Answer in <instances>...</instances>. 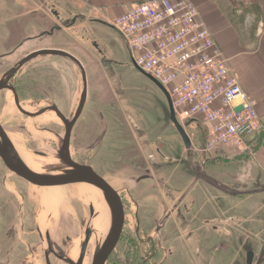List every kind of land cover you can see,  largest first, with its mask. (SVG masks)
<instances>
[{
	"label": "rangeland",
	"instance_id": "rangeland-1",
	"mask_svg": "<svg viewBox=\"0 0 264 264\" xmlns=\"http://www.w3.org/2000/svg\"><path fill=\"white\" fill-rule=\"evenodd\" d=\"M54 19L55 16H53V20ZM79 20L80 26L76 24V26L74 25L68 28L65 24L59 23L55 19L53 23H59L64 28L62 34H55L44 40H32L22 46L19 52L22 56L27 52L42 49L44 47L61 48L76 54L85 66L89 81V95L85 106V114L93 115L94 107L102 109L101 111L107 116L111 127L115 128V133L109 134V137L105 139L104 146L101 147L99 152L97 151L94 161V170L99 175L107 170H114L116 167V160H119L118 158L120 155H118L117 152V148L119 147L116 148L113 145L115 143H120V138L117 133V127L120 126V123L118 124L116 121L114 122V120L121 121L123 120V116H125L137 121L140 126L149 132L151 139L155 138L157 140V136H160L166 144L164 152L167 154L168 160H162V162L166 164L169 163V167H165L166 177H169V187L167 184L165 190L172 193L171 196L178 199L179 202H187L188 196H192L193 194H195V198L197 199V204L193 203L192 205L191 203L190 205H186V208L185 205L182 207L181 211L183 214L182 216L180 214L178 219H182L183 215L185 217L179 222V224H181L180 226H178L174 215L171 220H169L162 233H160L161 239L159 242L164 246L167 252H172L173 250L174 254L172 258L171 256L173 254H169V259H171L170 261L167 260V262H164V264H243V260L246 264L245 257L247 256V249H243V251L240 250V245L242 243L250 245L254 242L255 246H257V243L259 241L262 243L264 239L263 236L256 235V233L255 235L248 236V238H241V236L239 238L237 234L233 236L228 235V233H226L228 227L225 226L222 220V218L224 219V214H215V209L212 207L209 200V188L207 184L208 162H203L205 159L208 161V153L202 154L201 152L202 147H204L207 142L206 133L202 129H199L200 127L196 124L195 127L192 125L189 126L185 119L180 118L182 124L186 126V130L192 140L191 150L196 152L195 162L197 165L195 166L191 162L193 160L187 157L186 153L188 150L179 132L173 125V122L169 119V108L165 94L155 82L133 63L131 51L119 32L104 21H92L90 25H88L89 22L86 24V22L84 23V21H81L82 19ZM79 32L90 34L89 37L91 40L96 38L101 41L104 46L102 47L104 52L106 51L109 65L102 71L106 73L114 89H116L117 92H121V95L119 97L116 96L115 100L110 99V104H112L110 107H100L101 102L97 99H99L100 96L101 99H105V94L103 92L102 95H99V90L97 91L96 88L95 91L94 89L95 84L98 83V79H93V77H95L94 70L104 67L98 60L100 56L96 50L93 49L91 41L82 42L81 39L76 37V33ZM1 44L2 42L0 41V47ZM80 47L83 48L82 52L78 51ZM85 48L90 51L84 52ZM96 60L99 61L100 65L97 64ZM21 71L23 74L25 73V75H27V72L32 74L30 81L33 83L28 86L30 90L24 87L23 94L25 95L22 97V99L25 100L24 105L29 107V110L35 111L49 102V100H47V94H49L47 91V88H49L48 85H52V89L57 91L59 95H67V100H70L64 105L66 108L64 109L67 113H70L71 109L77 107L84 88V82L81 69L70 59L61 56L41 55L26 64ZM34 90H36L35 93H33ZM95 92L96 96L94 94ZM40 103H42L41 106H38ZM0 121L13 140L15 141L14 137L18 138L20 144L32 155V158L37 163L46 162V159L36 155V152L37 149L40 148L39 145L43 146L44 140H48V136L56 140L58 145H62L61 136L64 134V127L55 113L49 112L48 115L44 113L41 117L30 118L18 110L12 93L8 91H0ZM128 127L129 126H127V128ZM46 130H50L54 132V134H49ZM129 131L130 133L128 136L130 137L132 136V131L130 129ZM29 132L30 135L28 136ZM33 133H35L37 137L32 139L31 136H33ZM171 160L174 162H171ZM60 162L59 160L58 163L60 164ZM176 163H180L178 168H176ZM199 164H202V166ZM189 165L194 168L193 172L187 169ZM0 168L4 169L6 173L8 172V176H13L12 180L14 183L18 184L24 189V192H28L29 195L32 196V201L27 199L23 210L25 196L23 193H20V204L22 206H19V211L22 212L19 214V217L22 218L24 215L26 216L25 213L28 214L27 217L23 219L27 218L26 220L30 221L29 226L31 230L33 229L34 235L31 236L29 241H25L26 235L21 232L20 235H18L19 232H16L14 234L16 238L15 241L19 239L22 243L14 241L11 248L14 249V245L18 244L27 249L25 244L28 242L30 245H33L32 248L34 251L41 254L39 257L40 262H44L45 254L43 255L42 251L47 252L48 249H50V251L59 250V248H62V245L66 244V235L84 241L87 237L85 229L91 228L93 234L90 237L91 240L86 255L87 264H91L97 250L102 246L113 224V209L111 204L106 200L104 192L95 186L72 184L68 186L76 187L77 185H81L80 187L84 188L85 191H83L82 194L77 193L71 196L67 194V197L63 198L56 194L57 188L50 190L37 188L27 184L13 173H10L1 157ZM42 170L44 171L42 173H46L45 169L42 168ZM183 186L186 190L180 192V194L173 192L176 188ZM157 187H160L159 183H157ZM90 190H94L96 193ZM160 198L162 199L161 202L160 199L157 200L159 203L171 200V198L168 197L165 198L166 200L161 196ZM101 201L106 204L105 214H103L102 209L98 207ZM91 205H94L96 212L100 213L89 214ZM20 207L22 208L21 210ZM102 208L104 209L103 205ZM15 209L17 210V207H15ZM189 209L190 212L188 211ZM2 211H4V208ZM9 211H11V208H9ZM134 211L135 207L132 206L126 220L125 231L123 230L121 235V241L117 244L115 252L108 259L106 264H151L152 262V264H157L155 262L157 261L156 257L153 258L151 263L144 260L145 254H147L151 248L153 249V247L151 243L143 241L136 235L138 223ZM33 214H36L37 218H32L31 216ZM139 215L143 222L146 220L149 224H153L154 219L156 221L163 217L164 214H149L150 216L148 219L145 218L146 214H143V212ZM187 216H189L188 219ZM18 220L19 219H16V222H18ZM187 224H190V227H188ZM239 225L243 229L242 224ZM187 228L191 229L187 230ZM15 230L17 231L16 228ZM2 231L3 230L0 229V249L2 248L1 245L10 244L12 240L11 236L6 235V237H3L1 234ZM13 231V228L9 229L11 235ZM48 231L51 232V236L48 235ZM262 244L259 245L260 247L255 256V264H264V245ZM8 254H4L0 250V260L2 256L6 258V260H10L11 256ZM127 257L128 260H126ZM131 258L133 260H131ZM31 259H34L33 255Z\"/></svg>",
	"mask_w": 264,
	"mask_h": 264
},
{
	"label": "crops",
	"instance_id": "crops-1",
	"mask_svg": "<svg viewBox=\"0 0 264 264\" xmlns=\"http://www.w3.org/2000/svg\"><path fill=\"white\" fill-rule=\"evenodd\" d=\"M18 1L19 2L14 0H0V17L2 18L0 24V40L3 42L4 48H6V46L8 47V44L11 45L19 39L22 40L26 38L25 35L31 34L32 36H38L46 32L43 22L40 20L43 19L41 13L43 12L44 15L45 11L42 2L48 4V10L52 7L59 10L61 16L66 20H70L75 16H83L85 19L84 23L86 22L87 24V22H89L88 25H90L92 21L106 22V20L113 18L117 14L128 10L134 4L146 0ZM192 1L199 8L202 19L211 29L217 42L229 58L232 68L238 76L242 86L248 93L256 98L257 110L264 124V0ZM53 16L52 14L47 15L49 23H51L52 26L55 20H53ZM79 18L82 19V17ZM79 21L80 20H77L76 24H79ZM80 25L81 24H79V26ZM10 31L14 32V34H10ZM63 31L64 30H62L60 34H62ZM55 34L56 33L47 34L46 37H42L43 39L40 40H44ZM89 35L82 32L76 33V37L81 39L82 42H90L91 38ZM94 40L98 41L100 47L103 49L104 46L102 42L96 38H94ZM82 49L83 48L80 47L78 51L82 52ZM86 51L90 50L85 48L84 52ZM96 61L97 64L100 65L99 61ZM102 70L103 69L99 70L98 74L94 71L95 77H93V79H98V83L95 84L94 89L95 91L96 88L97 91L99 90V95H102L103 91L107 89L111 97L109 96V100L101 99V96L97 99L101 102V108L105 106L110 107V105H112L110 104V99L115 100L116 97L114 87L111 85L106 73ZM94 94L96 96V92ZM167 105L169 108L168 101ZM101 110L102 109L94 107L95 115H92L91 127L90 125H86V123L89 124L91 121H89V115H86V111L84 110L85 126L88 127V131L91 130L95 133H93V139L90 143V147H93V152H99L101 147L104 146L105 139L109 137V134L115 133V128L111 127L107 116L104 115ZM169 119H171L170 109ZM115 121L118 124L120 123V126L117 127L120 143H115L113 145L116 148L119 147L117 148L118 155H120L118 158L119 160H116L115 173L104 172L101 173V175H103L105 179L106 177L109 179L116 178L119 182V188L128 185L126 190H128L131 196L133 194L135 200L140 203V214L141 212H143V214H148L155 209L160 213L165 211L176 199L170 195L172 193L165 190L169 182V177H166V168L169 167V163L166 164L162 162V160H168V156L164 152L166 144L163 138L157 136V140L155 138L151 139L149 132L131 118L123 116V120H114V122ZM187 122L189 126L192 125L195 127L196 124L200 127L199 129H202L206 133L207 138H209L210 128L201 120H189ZM127 126L130 128H127ZM129 129L132 131V136L130 137L128 136L130 133ZM179 141L181 143L180 138ZM256 142L257 146L253 154L230 146H222L215 150L208 151L207 184L209 188V200L212 207L215 209V214H224V219L222 218V220L225 226L228 227L226 233L230 236L237 234L239 238L240 236L241 238H248V236L255 235L256 233V235L263 236L264 239V131L256 136ZM151 155H154L159 161L157 169H152L150 166L149 160L151 159ZM128 156L130 158H128ZM139 157L141 159H139ZM176 164V168H178L180 163ZM187 169L191 172L194 171L191 165L187 166ZM3 170L4 169L0 168V229L3 230L1 233L3 237H6V235L11 236L13 241L11 240L10 244L1 245L2 248L0 250L4 254L9 253L8 255L11 257L10 260H6V258L2 256L0 264H45L44 262H40L39 253L35 254L37 258L31 259L32 254H34L33 245H30L28 242L25 244L27 249L18 244L14 245V249L11 248L16 239L14 237L16 232H19L18 235H20V232L26 235L25 241H29L31 236L34 235V232L29 226L30 221H27V218L23 219L27 217L28 214L20 218L19 214L21 212L15 209L20 203V193H23L22 191L24 189L18 184H15L12 180L13 176H8V172L6 173L5 170ZM142 172H150V174L146 175L148 178L142 179V177L145 176L141 174ZM123 178L127 180L126 183L121 181ZM157 183L160 184V187H157ZM112 185L117 188L114 184ZM66 186L44 187L41 189L50 190L53 188H64ZM184 190H186V188L183 186L176 188L173 192L180 194V192ZM160 196L164 198V200H166L165 198L167 197L171 198L172 202H170L171 200L166 201L161 205L157 201ZM191 203L192 205L193 203L197 204L195 194L188 196L187 202L184 201L183 204L181 203L180 207L182 209L184 205H190ZM3 208L4 211H2ZM9 208H11V211H9ZM34 215L36 214H33L31 217L33 218ZM16 219H19L18 222H16ZM144 223L149 224L146 220H144ZM239 224H242L244 230ZM10 228L14 229L12 235L9 232ZM15 242L22 243L19 239ZM262 243L259 241L257 246H255L254 242H252L250 247L247 248L245 243L240 245V250L243 251V249H247V256L245 257L246 264H255L254 260L260 247L259 245H264V240ZM54 264L62 263L56 262ZM243 264H245L244 260Z\"/></svg>",
	"mask_w": 264,
	"mask_h": 264
},
{
	"label": "built area",
	"instance_id": "built-area-1",
	"mask_svg": "<svg viewBox=\"0 0 264 264\" xmlns=\"http://www.w3.org/2000/svg\"><path fill=\"white\" fill-rule=\"evenodd\" d=\"M106 22L126 42L133 63L168 91L179 121L209 126L202 153L222 146L255 153L264 131L257 100L192 0L138 2Z\"/></svg>",
	"mask_w": 264,
	"mask_h": 264
},
{
	"label": "flooded vegetation",
	"instance_id": "flooded-vegetation-1",
	"mask_svg": "<svg viewBox=\"0 0 264 264\" xmlns=\"http://www.w3.org/2000/svg\"><path fill=\"white\" fill-rule=\"evenodd\" d=\"M14 1L19 2L18 0H14ZM42 5H43L45 11H44V15H43V12L41 13L42 14L41 17L43 19H40V20L43 22V26L45 27V30L47 32V30H50V28H52V24L49 23V18L47 17V15L48 14L51 15L52 13H51V10H48L49 9L48 4H46L45 2H42ZM79 19H81V18H77V20H79ZM71 20L72 19L67 20V22H64L62 24L67 25V23H70ZM77 20H76V22H77ZM82 20L84 21L85 19L82 18ZM1 21H2V18L0 17V24H1ZM76 22H75V24H76ZM73 26H71V27H73ZM10 34L13 35L14 32L10 31ZM41 34L38 36H32L31 34L25 35L26 38H24L22 40L19 39L18 41L13 42L11 45L8 44V47L6 46V48H4L3 42L0 40L2 42L1 47H0V91L11 92L13 97H14L15 104H16L18 110L30 118H38V117H41L44 113H46L48 115L49 112H53V113H55L57 118H59L61 120L63 127H64V134L61 136L62 145H58L56 140L50 138L51 136H48V140H46V141L44 140V145L43 146L39 145L40 148L37 149L36 155L46 159V162L39 163L43 169L49 170V169H53V168H59L61 165L66 166L65 162L61 161L59 164L58 161H59L60 151H61V149L64 148V145L66 143L67 138L69 139V141L66 144L68 146L69 155L72 158V160L78 164L88 165L94 169V166H95L94 161L96 159L97 151L93 152V147L92 146L90 147V143L93 139L92 135L94 132H92L91 130L88 131L87 130L88 127H86L85 123H84V116H85L84 110H85V106H86L88 95H89L88 77H87V81H88L87 82L88 83L87 98H86V102L84 103L81 110H80V107L82 104L81 100H82L84 88H83V91L81 93L77 107H75L74 109H71L70 113H67L64 105L66 103H68L70 100L69 99L67 100V98H66L67 95H59L57 93V91H54L52 89V85H48L49 88H47V91L49 92V94H47L48 95L47 100H49V102H47V104L45 106H41L42 103H40L38 105V106H41L40 108L36 109L35 111H31V110H28L26 108V106L24 105L25 100L22 99L23 95H25V94H23L24 87L26 89H28V86L32 85L33 82L30 81L32 74L30 72H27V75H25V73L23 74L21 70L26 64L30 63L36 57L30 58L35 50L27 52L26 54H24L22 56H21L19 51H20V48L22 46H24L26 43H28L32 40H36V39H43L44 37L47 36V34H43V35H41ZM91 44H92L93 49L96 50V52L99 54L100 58L98 60L100 61V64H102L104 66L102 68V69H104L107 65H109V60L106 57V52H104V50L100 47L98 41L92 39ZM44 48H46V47H44ZM59 49H61V48H59ZM70 53L73 54L74 56H76V54H74L72 52H70ZM47 55H50V54H47ZM47 55H43V56H47ZM53 56H60V55H53ZM61 57H64V56H61ZM76 57L79 59L78 56H76ZM65 58H67V57H65ZM67 59H69V58H67ZM72 62H74V61H72ZM85 70H86V68H85ZM99 70H101V69H95L94 71L98 74ZM81 73H82V70H81ZM86 75H87V72H86ZM82 76H83V73H82ZM82 78H83V82H84V76ZM26 84H28V85H26ZM28 90H30V88ZM114 91H115V95L117 97H119L121 95V92H117L116 89H114ZM35 92H36V90L33 91V93H35ZM103 92L105 94V99L109 100L110 95L108 94V90L105 89ZM33 93H31V94H33ZM26 99H28V98H26ZM35 105H36V103H35ZM93 116L89 115V121L92 120ZM86 125H90V127H91L92 121L89 124L86 123ZM46 131L49 134H54V132H52L50 130H46ZM39 132L42 134V132L40 130H39ZM29 135H30V132L28 133V136ZM31 137L33 139V138H36L37 136L35 133H33V136H31ZM187 150H188L186 153L187 157H189V159H192L193 161H191V162L196 166L197 165L195 162L196 152H194L193 150L188 149V148H187ZM204 154H207V153H204ZM51 158H54L55 161L49 162ZM128 158H130V157L128 156ZM150 158L151 159L149 160V163H150L151 168L157 169V167L159 166L158 159L154 155H151ZM139 159H141V158L139 157ZM171 162H174V161L171 160ZM203 162L207 163L208 161H207V159H205V161H203ZM202 164H199V165L202 166ZM106 172L115 173V169L114 170H107ZM141 174L145 175L142 177V179H146V178H148V177H146V175L150 174V172H147V173L142 172ZM114 175H116V174H114ZM106 179L110 182L111 185L114 184L118 188L117 189L112 185L119 192V195L122 197V201H123V205H124V213L126 214V220H127V217L129 216L128 214H130V212H129L130 208H132V206L135 207L134 214H136V220L138 223L136 235L138 237H140L143 241H146L147 243H151L152 247H153V249L151 248L150 251L147 254H145L144 260L146 262L151 263L153 258L156 257L157 261H155V262L157 264H164V262H167V260L170 261V259L174 256L173 250H172V252L171 251L167 252L165 250L164 246L161 245V243L159 242V240L161 239L160 233H162L164 228L167 226L169 220H171L172 216H174V215H175V218L177 220L178 226L181 225V224H179V222H181L185 216L183 215L182 219H178V216L180 214L182 216V214H183V212L181 211L180 205H181V203L183 204L184 201L179 202L178 199H176L175 202L170 201V202H172L170 204V206H168L166 211H163L161 213L158 212L156 209L154 211L153 210L150 211L148 214L145 215V217L147 219L150 216L149 214H164V215H163V217L159 218L156 221L154 219L153 224H145L139 215L140 214V212H139V204H140L139 201L135 200V198L133 197V194L131 196L128 193V190H126L127 189L126 187L128 185L123 187V188H119L118 187L119 182L116 178L109 179L106 177ZM121 181L123 183H126L127 180L125 178H123V180H121ZM22 192L25 196V199H24L25 203H24V207H23V210H24L27 199H29V200H32V199H31V196L29 195L28 192H24V191H22ZM159 199L161 202L162 199L160 197H159ZM106 200L110 204L107 197H106ZM160 204L163 205V203H160ZM20 205L21 204L19 203V205L17 207L18 211H19ZM185 208H186V205H185ZM21 209L22 208L20 207V210ZM20 212H22V211H20ZM99 213L96 212L94 205L90 206L89 214L92 215V214H99ZM25 214H27V213H25ZM34 217L37 218L36 215H34ZM188 218H189V216H187V219ZM126 220H125V225H124V229H123L124 231H125V226H126ZM187 225H188V227H190V224H187ZM189 229H191V228H187V230H189ZM39 234H40V232H39ZM85 234L87 237L84 239V241H81L79 238L74 239V238H71L70 236L66 235L65 236L66 244L62 245V248H59V250L57 249L56 251L55 250L50 251V249H48L47 252L42 251L43 255L45 254L44 263L45 264H54L56 262L63 263V264L77 263L80 260V257L82 256L84 243L86 242L85 251L83 253V255H84L83 256V264H84V261L86 260L87 251L89 248V243L91 240L90 237L93 234V230L91 228L85 229ZM48 235L51 236L50 231H48ZM120 241H121V238H120L119 242ZM158 242L160 243V245ZM250 243H251V241H250ZM245 246H246V248L250 247V245H247V244ZM116 248H117V245H116ZM116 248L109 255L108 259L113 255ZM35 254H37L36 251H34V254H32L34 256V259L36 258ZM169 254H171V255L173 254L170 259H169ZM132 255H133V253H132ZM52 256H54V257H52ZM108 259H107V261H108ZM126 260H128V257L126 258ZM131 260H133V259L131 258Z\"/></svg>",
	"mask_w": 264,
	"mask_h": 264
},
{
	"label": "water",
	"instance_id": "water-1",
	"mask_svg": "<svg viewBox=\"0 0 264 264\" xmlns=\"http://www.w3.org/2000/svg\"><path fill=\"white\" fill-rule=\"evenodd\" d=\"M50 10L59 23L67 22V20L61 16L59 10H56L54 7L50 8ZM79 17L83 18V16H75L74 18H72L70 23H67L66 26L68 28L73 26L77 18ZM59 23L54 24L52 28H50V30H47V32H44L43 34H60L62 30H64V28L59 25ZM47 54L67 57L74 61L82 70L84 76V91L81 100V110L84 103L86 102L88 90V81L85 66L76 56L66 50L59 48H42L35 50L30 58H35L37 56ZM141 71L145 73L153 82H155L165 94L169 104L170 118L177 128L179 134L181 135L186 147L188 149H191L192 140L186 130V126L182 124L176 116V112L172 105V101L168 91L153 76L144 72L143 70ZM68 141L69 139L67 138L66 143H68ZM66 143L64 145V148L61 149L59 155V160L65 162L67 166L64 171L62 170L63 172H58V168L46 170V173L36 172L21 159L15 142L0 121V157L10 173H13L26 183L37 188L66 186L72 184H87L93 185L104 192V195L108 198L113 209V224L102 246L97 250L91 264H106L109 255L116 248V245L121 238L125 225L126 214L124 213L122 197L119 195V192L103 176L95 172L92 167L74 162L69 155L68 146ZM85 247L86 242L84 243V248L80 260L74 264H83V253L85 251Z\"/></svg>",
	"mask_w": 264,
	"mask_h": 264
},
{
	"label": "bare ground",
	"instance_id": "bare-ground-1",
	"mask_svg": "<svg viewBox=\"0 0 264 264\" xmlns=\"http://www.w3.org/2000/svg\"><path fill=\"white\" fill-rule=\"evenodd\" d=\"M28 110H29V107H26ZM11 136V135H10ZM12 138V137H11ZM13 139V138H12ZM14 139H15V144H16V148H17V150H18V152H19V155H20V157H21V159L30 167V168H32L34 171H36V172H44L43 170H42V166L39 164V163H37V162H35L34 161V159L32 158V155L29 153V152H27L25 149H24V147L20 144V142H19V139L18 138H15L14 137ZM18 141H17V140ZM53 161H55L54 160V158H51L50 159V161L49 162H53ZM66 166L65 165H61L60 167H59V170H58V172H63L66 168H65ZM63 170V171H62ZM81 185H77L76 187H74V186H72V187H67V188H57L56 189V194L57 195H59L60 197L62 196L63 198H65V197H67L66 195L68 194L69 196H71L72 194H77V193H81L82 194V192L83 191H85V189L84 188H82V187H80ZM91 186H93V185H91ZM90 191H92V192H95L96 193V191H94V190H90ZM103 192V191H102ZM102 192H101V194H102ZM84 194V193H83ZM83 197V196H82ZM102 205L104 206V209L102 208ZM106 204H105V202H102L101 201V204H98V207H100L101 209H102V211H103V214H105L104 212H106V210H105V208H106V206H105ZM108 235V234H107ZM107 237V236H106ZM106 239V238H105ZM84 264H87V259L84 261Z\"/></svg>",
	"mask_w": 264,
	"mask_h": 264
}]
</instances>
